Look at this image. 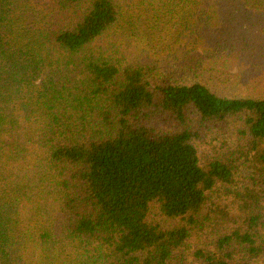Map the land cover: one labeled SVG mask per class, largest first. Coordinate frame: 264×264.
I'll return each mask as SVG.
<instances>
[{
	"label": "trees",
	"instance_id": "16d2710c",
	"mask_svg": "<svg viewBox=\"0 0 264 264\" xmlns=\"http://www.w3.org/2000/svg\"><path fill=\"white\" fill-rule=\"evenodd\" d=\"M263 61L264 0H0V264H264Z\"/></svg>",
	"mask_w": 264,
	"mask_h": 264
},
{
	"label": "rangeland",
	"instance_id": "374dc122",
	"mask_svg": "<svg viewBox=\"0 0 264 264\" xmlns=\"http://www.w3.org/2000/svg\"><path fill=\"white\" fill-rule=\"evenodd\" d=\"M264 62V61H263ZM235 71V70H234ZM261 71V69H258V72Z\"/></svg>",
	"mask_w": 264,
	"mask_h": 264
}]
</instances>
